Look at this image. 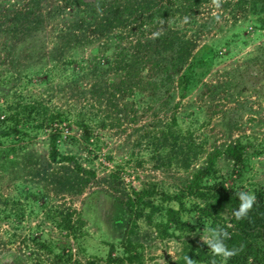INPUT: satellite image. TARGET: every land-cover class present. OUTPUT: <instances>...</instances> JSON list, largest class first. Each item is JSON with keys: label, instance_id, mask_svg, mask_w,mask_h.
<instances>
[{"label": "rangeland", "instance_id": "1", "mask_svg": "<svg viewBox=\"0 0 264 264\" xmlns=\"http://www.w3.org/2000/svg\"><path fill=\"white\" fill-rule=\"evenodd\" d=\"M87 1L105 5L113 0ZM119 1L146 6L143 0ZM195 1L152 0L150 12L136 8V14L126 15L99 38L100 21L92 20L90 12L85 17L89 28L74 38L78 3L61 11L65 0H0V264H180L198 247L210 250L201 239L204 229L219 227L229 236L236 231L238 205L206 216L202 209L214 199L184 191L211 156L216 172L200 182L202 188L219 182L229 191L253 193L256 201L258 190H264V12L261 3L258 11L252 9L251 0H221L219 7L212 0ZM172 3L183 9L169 20L161 18L160 30H155L149 16L156 4ZM104 7L98 12L103 19L108 12ZM39 19L33 33L26 30L29 21ZM124 26L137 28L134 39L117 36ZM168 27L182 39L193 38L195 55L203 59L190 90L182 96L177 80L195 56L176 70V56L169 51L170 68L146 64L132 94L92 104L88 93L94 83L96 90L124 75L114 68L115 59L136 52L138 31L150 36ZM68 38L71 44L65 46ZM69 55L85 63L86 96L78 88L67 89L66 79L48 78V69ZM95 60L103 63V74H90ZM167 74L172 78L167 80ZM102 93L107 98L109 90ZM23 94L57 108L72 105L74 113L85 106L105 117L106 126L91 121L93 135L86 141L75 116L63 122L58 145L75 162L54 163L49 156L51 128H38L36 121L16 124L11 118L10 106ZM166 124L182 131L186 139L181 144L192 143L189 154L196 160L190 167L183 154L157 145L155 137H161ZM238 139L247 146L243 169L227 151ZM64 172L88 181L69 186L60 181ZM144 189L151 195L127 205ZM175 195L183 196V205ZM66 213L69 226L62 225ZM172 215L187 226L172 221ZM259 235L257 228L250 230L248 241L255 245Z\"/></svg>", "mask_w": 264, "mask_h": 264}, {"label": "trees", "instance_id": "2", "mask_svg": "<svg viewBox=\"0 0 264 264\" xmlns=\"http://www.w3.org/2000/svg\"><path fill=\"white\" fill-rule=\"evenodd\" d=\"M66 4H62L59 10H61L62 6H69V5H77L79 6L77 10L80 14H78V23H76V29L74 32V38L78 36V33L82 30H87L89 28L88 24L86 23L85 17L91 12V16L93 17L92 20L97 19L98 21V27L97 29H100V33H95L96 37H100L101 32L111 31L113 28L115 29L118 24H120L123 20V18L126 15H134L136 14V8L137 10H140L144 14L147 12H150L152 0H143V5H137L134 6V3L128 1L121 3L119 0H113L109 3H106L105 5L102 3H92L87 0H65ZM115 1L118 3L116 4ZM201 0H196L194 4L200 3ZM252 3V9L255 11H258V5L259 3L262 4L260 10L264 12V0H251ZM108 6L106 9L107 15H105V18H101L100 14L98 13L99 10H104L105 7ZM182 6L174 7V4L172 3V6H166V5H157L156 4V10L155 13H151L149 16V19L154 24L155 30H160V19L164 18L169 20L173 15L178 14L182 10ZM92 10V11H91ZM64 11V10H61ZM262 19V25L260 28L264 29V19ZM41 23V20H34L29 21V26L26 28L29 32H34L36 29V24ZM69 25H67L68 27ZM143 27V25H142ZM141 27V28H142ZM159 27V28H158ZM93 28V26H92ZM122 31L120 32V35H117L119 38H130L135 36L137 28L130 27L128 29L127 26L122 27ZM125 29H128V32L125 31ZM141 30V31H140ZM139 36L136 39L135 42V48L136 52L132 55L125 54L123 57L127 59V56H130L127 60L125 58L121 59L119 57H116L115 59V66L114 68L118 73L122 71L124 75H120L121 79L120 81H110L108 82L106 87H99L96 90L94 89L97 84L94 83V88L90 89V92L88 94H91V102L92 104H98L102 105L104 102H109L110 99L120 96L124 97L127 94H132L134 87L139 85L141 81H136V78L140 80V68L146 64H152L154 66L153 69L158 68L160 65L165 64L166 68H170L169 62L170 58L166 56L168 55L169 51L173 52V55L176 56V61L173 62L174 68L176 70H179L180 68H177L176 66L179 64H183L189 60V58L195 56L196 60L193 62H190L188 67L181 72V74L178 76L177 84L180 88L181 95L183 96L187 91L190 90L192 84L196 81V77L193 75L197 74V67H200L203 65V59H198V56L195 55L194 49L196 48V45L194 43L193 38L185 37L186 39H182L180 36H178V32H175L174 28L168 27L167 29L164 28V31H159L155 35H146V32L144 29H140ZM25 31V30H24ZM27 33V32H25ZM126 34H130V37H127ZM67 40V41H66ZM64 42L65 46H70L71 39L68 38ZM68 44V45H67ZM72 48V47H71ZM142 53L141 55H139ZM155 54V55H154ZM163 55V56H162ZM183 62V63H182ZM103 63L101 61L94 62L91 70L92 73L99 72L101 74L104 73L103 69ZM85 63L83 60H80L76 56L69 57H60V62L58 65H54L52 69H48L47 75H49L48 78L51 79L52 82H55L57 78L60 79L63 78V80L66 79L65 83H67V89L70 88V86L75 89L78 88V90H81V94L85 95L87 94V90L83 89V78H84V72L85 70ZM39 71H35V73H38ZM57 73V74H56ZM88 73V74H89ZM139 73V75H138ZM84 74V75H82ZM97 75V74H95ZM171 74H167V80L168 78H172ZM98 76V75H97ZM30 80V79H29ZM32 81V78L29 82ZM153 83V82H152ZM107 88L109 90L108 97L105 98L104 94L102 93V89ZM71 89V88H70ZM22 94V93H21ZM90 100V99H89ZM112 103V102H110ZM66 107H69V109H66ZM64 109L61 107H53L49 103L45 102L44 100H40L34 96V98H27L25 94L19 96L17 98V102L15 105H11L10 109L13 112V115L11 118L14 119V123H20L21 121H25L26 123L29 121H36L39 122L36 126L38 128H44V127H50L51 132L49 134L50 137V152L49 156L52 162L58 163V162H75V157L73 155L64 154L61 152L58 140L62 136V123L66 121H71L72 117L75 116L76 122H78V125L83 130V138L87 141L91 138L93 135V130L91 128V121L97 122L100 126H106V118L102 115H97L94 112H91L88 108L85 106L79 110L77 113H74V107L72 105H67ZM117 107V105H115ZM107 115V113H106ZM73 120V119H72ZM173 124L175 127L179 126L177 123L176 116L173 117ZM14 128L10 129L12 131ZM161 130V137H155L157 141V145L161 146L162 148H167L166 151H174L176 153L183 154V161L185 164H187L188 167H190L192 161H195L196 159L192 157L189 154V151L192 149H189L192 145V143L189 142H183L180 143V140L186 139L182 134L181 130L173 129L172 125L166 124L165 129ZM247 146L243 144V141L241 139H238L237 143L229 145L227 148V151L230 153V156L239 164L240 168L243 169V167H246L247 165V159L246 157V149ZM172 152H168L170 155ZM215 166V160L214 157L211 156V159L209 160V165L207 167H204L200 169L197 173H195L194 178L192 181H190L187 184V191H184V193L188 194H195L196 196H199L205 200H210L211 198L214 199L212 203H207V208L202 209V213L206 214V216H212L214 213H218L225 205L228 206L230 204L232 207H236L237 205L240 206V200L237 195L239 193L238 191H229L226 190L225 187L219 183L216 182L214 185L208 186L206 189L202 188L200 182H204L206 177L213 176L216 172ZM78 170H84L81 165L77 164ZM76 171V170H75ZM87 173H91L96 176L95 171L87 170ZM88 181V178L82 179L77 175L69 174V172H64L60 174V181L69 185V186H76L77 181L81 182L82 184H86V181ZM84 186V185H83ZM219 186V187H218ZM218 187V188H217ZM264 190H258L257 192V201L255 200L252 208H253V216H246L245 218H242L238 220L237 226L235 228L236 231L232 230L231 236H229L228 239L224 240L225 245L229 250H234L235 255H233L231 258L227 260V264H248L251 260L254 264H264ZM152 191L150 189H144L143 191L137 193L135 198H129L126 203L127 205L133 206L134 204L138 203L139 201L142 202L144 200V195H151ZM174 198H177L180 200V203L183 205V196L181 195H175ZM10 214V213H9ZM8 215V214H7ZM6 215V217H7ZM19 215V214H18ZM5 218V216H3ZM22 214H20L19 218H22ZM69 218V220H68ZM171 220L178 223L187 226V223L182 221L181 218H177L175 215H172ZM71 222L70 213H66V215L63 217V226H69ZM258 229L260 232V237L256 238L259 239V241L254 245L250 241H248V237H250V230L254 231L255 229ZM247 235V236H246ZM44 247L45 244H43ZM48 245V244H47ZM47 248V247H46ZM48 249V248H47ZM199 251L195 252L194 250L191 251L188 256H190L193 260L198 261H205L208 264H213V260H215V264H223V261L221 257L219 256H213L211 250H205L202 247H198ZM180 264H186L185 259L180 262Z\"/></svg>", "mask_w": 264, "mask_h": 264}, {"label": "clouds", "instance_id": "3", "mask_svg": "<svg viewBox=\"0 0 264 264\" xmlns=\"http://www.w3.org/2000/svg\"><path fill=\"white\" fill-rule=\"evenodd\" d=\"M212 2L216 7H219L221 0H212ZM237 195L240 200V206L239 209L234 212V215L237 220H240L247 216L256 200V197L253 193L244 191L237 193ZM204 232L205 235L201 239L211 250L213 256L221 257L223 264H227V260L235 255V251L229 250L224 243V240L229 238V233L219 227H208L204 229ZM184 259L186 264H196V261L190 256H185ZM213 264H215V260H213Z\"/></svg>", "mask_w": 264, "mask_h": 264}]
</instances>
